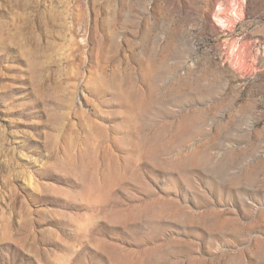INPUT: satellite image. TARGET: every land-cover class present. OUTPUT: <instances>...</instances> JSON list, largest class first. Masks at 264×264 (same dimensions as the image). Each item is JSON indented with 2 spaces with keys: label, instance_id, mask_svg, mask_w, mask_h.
<instances>
[{
  "label": "rangeland",
  "instance_id": "374dc122",
  "mask_svg": "<svg viewBox=\"0 0 264 264\" xmlns=\"http://www.w3.org/2000/svg\"><path fill=\"white\" fill-rule=\"evenodd\" d=\"M0 264H264V0H0Z\"/></svg>",
  "mask_w": 264,
  "mask_h": 264
}]
</instances>
